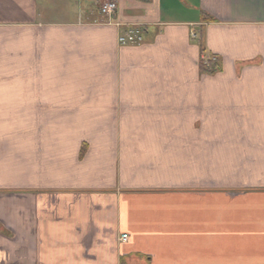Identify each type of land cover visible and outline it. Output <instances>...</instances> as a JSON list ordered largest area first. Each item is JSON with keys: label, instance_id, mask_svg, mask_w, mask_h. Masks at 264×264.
I'll use <instances>...</instances> for the list:
<instances>
[{"label": "crops", "instance_id": "obj_1", "mask_svg": "<svg viewBox=\"0 0 264 264\" xmlns=\"http://www.w3.org/2000/svg\"><path fill=\"white\" fill-rule=\"evenodd\" d=\"M100 1L0 0V264H264V0Z\"/></svg>", "mask_w": 264, "mask_h": 264}, {"label": "built area", "instance_id": "obj_2", "mask_svg": "<svg viewBox=\"0 0 264 264\" xmlns=\"http://www.w3.org/2000/svg\"><path fill=\"white\" fill-rule=\"evenodd\" d=\"M99 15L101 17V23L118 28L117 44L121 47H134L143 43V27L139 25H122L118 21L114 20V16L117 10V4L114 0H103L99 2ZM192 38H196L194 33L191 34ZM208 58L202 57L204 65H207ZM127 240L126 235H122L120 241L125 242Z\"/></svg>", "mask_w": 264, "mask_h": 264}, {"label": "trees", "instance_id": "obj_3", "mask_svg": "<svg viewBox=\"0 0 264 264\" xmlns=\"http://www.w3.org/2000/svg\"><path fill=\"white\" fill-rule=\"evenodd\" d=\"M204 17H206V15L202 14ZM206 19V18H205ZM210 18H207L206 21H209ZM211 21V20H210ZM202 53L204 52V50H201ZM199 69L201 71L202 74H206V75H214L215 73H217L220 70V63L219 60L215 57L210 56V58L208 59L207 65H204L201 61L199 63ZM81 157V155H80Z\"/></svg>", "mask_w": 264, "mask_h": 264}, {"label": "rangeland", "instance_id": "obj_4", "mask_svg": "<svg viewBox=\"0 0 264 264\" xmlns=\"http://www.w3.org/2000/svg\"><path fill=\"white\" fill-rule=\"evenodd\" d=\"M76 7V6H75ZM204 53V52H203ZM203 53H202V56H201V58H200V61L203 63V61H202V57H204V58H210V56H207V55H203ZM208 61V60H207ZM200 63V62H199ZM204 75H206V74H204Z\"/></svg>", "mask_w": 264, "mask_h": 264}]
</instances>
